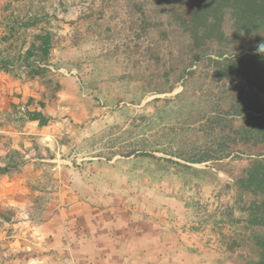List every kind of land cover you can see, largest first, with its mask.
Wrapping results in <instances>:
<instances>
[{"label":"rangeland","instance_id":"374dc122","mask_svg":"<svg viewBox=\"0 0 264 264\" xmlns=\"http://www.w3.org/2000/svg\"><path fill=\"white\" fill-rule=\"evenodd\" d=\"M128 1L143 8L108 25L117 2L0 0V264H86L97 220L125 215L112 208L178 201L187 222L229 204L234 262L255 260L247 235L262 228L239 222L249 197L234 178L259 148L220 143L242 81L215 77V43L194 49L175 19L186 0Z\"/></svg>","mask_w":264,"mask_h":264},{"label":"trees","instance_id":"16d2710c","mask_svg":"<svg viewBox=\"0 0 264 264\" xmlns=\"http://www.w3.org/2000/svg\"><path fill=\"white\" fill-rule=\"evenodd\" d=\"M186 1V7L175 14V19L190 36L194 49L204 51L210 42L215 43L217 47L212 52L217 59H209L215 77L242 81L225 110L227 116L238 118L239 125L232 127L230 135L220 143L222 147L230 142L259 148L247 155V164L235 176L234 185L238 194L249 197L241 207L246 229L262 228V232L252 231L251 235L249 231L247 235L255 255L251 264H264V101L257 99L264 96V0ZM225 15L230 17L229 32L224 27ZM41 41V49L47 54L48 35L42 36ZM230 155L228 152L206 159L200 156L192 162L222 160ZM243 240L242 235L239 241Z\"/></svg>","mask_w":264,"mask_h":264},{"label":"crops","instance_id":"0c3cea01","mask_svg":"<svg viewBox=\"0 0 264 264\" xmlns=\"http://www.w3.org/2000/svg\"><path fill=\"white\" fill-rule=\"evenodd\" d=\"M102 1L108 5L120 4L103 10L101 19H107L108 25L120 23L123 17L118 14L130 15L134 5L137 9L143 8L128 0ZM38 26L36 21L31 27L37 32ZM228 206L214 212L216 215L208 220L194 222H187L185 202L180 201L159 207L135 204L112 208L114 211L122 209L125 215L97 220L100 230L91 229L85 237V254H91L86 258V264H236L242 235L240 228L236 227L237 220L231 225L225 218ZM239 222L245 225V221ZM69 246V251H74L73 246ZM30 262L41 263L38 257Z\"/></svg>","mask_w":264,"mask_h":264}]
</instances>
